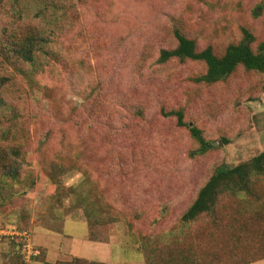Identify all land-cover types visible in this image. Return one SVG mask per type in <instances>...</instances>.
Masks as SVG:
<instances>
[{
    "label": "rangeland",
    "instance_id": "374dc122",
    "mask_svg": "<svg viewBox=\"0 0 264 264\" xmlns=\"http://www.w3.org/2000/svg\"><path fill=\"white\" fill-rule=\"evenodd\" d=\"M66 1L74 5L72 22L49 43L55 59L36 58L42 67L31 78L10 66L0 69L8 78L0 89V153L6 158L0 167L10 163L16 170L15 179H0V224H58L65 235L86 229L68 215L86 218L87 212L103 218L90 223L95 231L121 226L128 246L117 253L122 261L140 264L135 249L147 236L182 232L201 243L212 263L262 258L255 245L234 252L227 238L201 233L213 224L208 218L188 225L179 219L217 166L233 167L264 151V74L238 68L204 86L195 81L205 73L202 63L158 58L176 47L174 28L198 51L210 46L221 55L245 27L256 50L264 42V0ZM14 6L0 0V43L4 32L36 24ZM176 110L201 130L212 146L207 154L189 156L197 143L174 117L164 116ZM218 218L220 228L232 223L225 214Z\"/></svg>",
    "mask_w": 264,
    "mask_h": 264
},
{
    "label": "trees",
    "instance_id": "16d2710c",
    "mask_svg": "<svg viewBox=\"0 0 264 264\" xmlns=\"http://www.w3.org/2000/svg\"><path fill=\"white\" fill-rule=\"evenodd\" d=\"M14 10L19 17H25L34 21L23 31L17 33H5L2 37L6 39L0 43V69L10 66L19 75L31 78L33 69L42 67V62L36 60L40 55L46 61L55 59L51 53L49 43L62 35L64 28L72 22L73 6L66 0H31L23 3L24 0H12ZM173 38L176 41L174 49L161 50L158 62L166 63L170 60L179 62L193 61L202 63L205 73L196 78V83L204 86H211L221 83L232 76L238 68L246 72L264 74V42L253 49L255 37L247 29H241V39L235 44L225 47L221 55H216L213 48L207 46L203 50H197L195 42L187 38L179 29L172 30ZM57 53V52H56ZM58 54V53H57ZM25 65L31 70L25 71L19 67ZM8 82L5 76L0 77V89ZM2 100L0 98V109ZM166 117H174L180 128H187L191 138L197 143L198 148L190 153V157L207 154L212 146L203 137L201 130L186 124L182 110L164 113ZM5 155L0 153V164L5 160ZM0 167V179L6 177L15 179L16 170L7 163ZM0 183H3L0 181ZM1 187V186H0ZM2 201V199H0ZM92 204H101L98 200ZM100 213V212H98ZM220 214H225L228 222L221 228L217 226V219ZM87 222L100 224L103 218L90 215L85 212ZM100 215V214H99ZM201 217L208 218L213 224H207L201 233L215 238H227L232 243L234 252H245L253 245L256 249L264 252V246L260 237L264 235V151L249 161L229 167L217 166L209 175L207 181L198 190L194 200L182 213L179 221L184 225L195 224ZM104 223V222H103ZM12 226L20 229H28L9 224H0V227ZM30 230V229H29ZM31 231V230H30ZM256 231V232H255ZM260 234V235H259ZM168 239L162 236H147L135 250L142 256L144 264H218L219 261L210 262L206 254H201V243L190 238L185 233L170 235ZM18 248V260L20 264H27L23 261L20 247ZM38 250V256L40 255ZM264 259L246 262L250 264ZM0 264H5L0 263ZM14 264V263H13ZM43 264H46L43 262ZM55 264H95L82 260H72L70 263L57 262Z\"/></svg>",
    "mask_w": 264,
    "mask_h": 264
},
{
    "label": "crops",
    "instance_id": "0c3cea01",
    "mask_svg": "<svg viewBox=\"0 0 264 264\" xmlns=\"http://www.w3.org/2000/svg\"><path fill=\"white\" fill-rule=\"evenodd\" d=\"M63 217L66 216L63 215ZM73 218L86 229L82 232L72 230L63 235L59 233L61 226L59 227L58 224L54 227L50 225L32 226L30 228L32 241L41 254L27 264L70 263L75 259L95 264H136L132 259L122 261L117 255V253L122 254L128 250L123 240L124 237L127 238L123 235L119 224L112 225L108 228L110 230L97 228L95 231L84 216L70 214L66 219ZM18 256L19 251L15 245L0 243V263L3 261L5 264H20ZM263 261L264 259L250 264ZM140 264H144L141 255Z\"/></svg>",
    "mask_w": 264,
    "mask_h": 264
},
{
    "label": "built area",
    "instance_id": "2783aa9c",
    "mask_svg": "<svg viewBox=\"0 0 264 264\" xmlns=\"http://www.w3.org/2000/svg\"><path fill=\"white\" fill-rule=\"evenodd\" d=\"M0 242L18 245L25 263L31 262L38 255V249L32 241V233L29 229L0 227Z\"/></svg>",
    "mask_w": 264,
    "mask_h": 264
}]
</instances>
